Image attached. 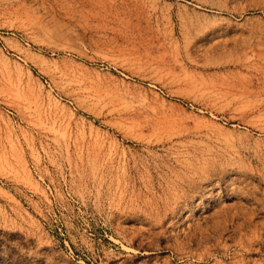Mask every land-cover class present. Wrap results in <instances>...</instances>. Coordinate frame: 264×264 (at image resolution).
<instances>
[{
  "label": "rangeland",
  "instance_id": "rangeland-1",
  "mask_svg": "<svg viewBox=\"0 0 264 264\" xmlns=\"http://www.w3.org/2000/svg\"><path fill=\"white\" fill-rule=\"evenodd\" d=\"M0 264H264V0H0Z\"/></svg>",
  "mask_w": 264,
  "mask_h": 264
}]
</instances>
